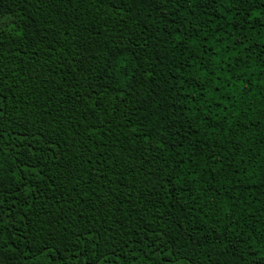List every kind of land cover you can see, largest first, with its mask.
<instances>
[{
  "label": "trees",
  "instance_id": "trees-1",
  "mask_svg": "<svg viewBox=\"0 0 264 264\" xmlns=\"http://www.w3.org/2000/svg\"><path fill=\"white\" fill-rule=\"evenodd\" d=\"M0 264H264V0H0Z\"/></svg>",
  "mask_w": 264,
  "mask_h": 264
}]
</instances>
